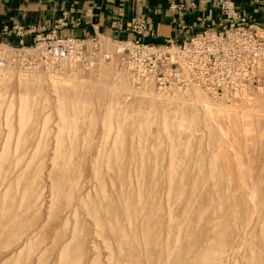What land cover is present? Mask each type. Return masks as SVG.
Listing matches in <instances>:
<instances>
[{
	"label": "rangeland",
	"instance_id": "obj_1",
	"mask_svg": "<svg viewBox=\"0 0 264 264\" xmlns=\"http://www.w3.org/2000/svg\"><path fill=\"white\" fill-rule=\"evenodd\" d=\"M18 28L3 33L19 44L0 42L12 68L0 77V264L260 263L264 74L235 98L195 88L230 109L205 115L190 92L137 83L119 54L127 40L94 36L81 39L83 59L64 61L68 70L51 66L63 82L53 87L39 33L25 45L33 31ZM29 68L40 75L19 77ZM124 69L131 89L119 85ZM143 84L167 102L143 100Z\"/></svg>",
	"mask_w": 264,
	"mask_h": 264
},
{
	"label": "built area",
	"instance_id": "obj_2",
	"mask_svg": "<svg viewBox=\"0 0 264 264\" xmlns=\"http://www.w3.org/2000/svg\"><path fill=\"white\" fill-rule=\"evenodd\" d=\"M209 1L219 9L215 21L180 42L171 38L160 44L146 42L145 38L154 37L146 21L131 20L126 31L136 38L117 43L122 63L135 81L152 82L160 90L194 86L220 99L238 97L262 83L264 28L236 10L231 0ZM190 6L195 8L194 3ZM179 29L186 33L185 26ZM21 30L18 33L23 35ZM35 37L39 59L46 64L84 58L83 40L61 38L53 31Z\"/></svg>",
	"mask_w": 264,
	"mask_h": 264
},
{
	"label": "crops",
	"instance_id": "obj_3",
	"mask_svg": "<svg viewBox=\"0 0 264 264\" xmlns=\"http://www.w3.org/2000/svg\"><path fill=\"white\" fill-rule=\"evenodd\" d=\"M231 1L254 25L264 28V0ZM179 5V9L171 8ZM218 15L217 4L209 0H0V42L19 44V38L3 33L14 25L24 33L28 29L33 31L23 37L25 45L33 43L37 33L52 31L78 40L94 36L131 40L136 35L125 29L137 17L144 19L147 29L154 34L145 38L146 42L160 44L169 38L180 42L214 22ZM199 17L205 21L198 22ZM180 25L186 27V33L179 29Z\"/></svg>",
	"mask_w": 264,
	"mask_h": 264
},
{
	"label": "bare ground",
	"instance_id": "obj_4",
	"mask_svg": "<svg viewBox=\"0 0 264 264\" xmlns=\"http://www.w3.org/2000/svg\"><path fill=\"white\" fill-rule=\"evenodd\" d=\"M89 40H83L82 41V44H85V43H87ZM92 41V43H93V40H91ZM95 46V45H94ZM5 57V52H3V51H0V77H2L3 78V76H7L8 74L6 73V71L7 72H9V71H11L10 69H12V68H9V67H7V61H5L6 59L4 58ZM104 57H106V56H104ZM64 61H80V60H78V59H74V60H62V61H60L59 63H58V65H60L62 62H64ZM9 66V65H8ZM52 65L51 64H47V69H50V71H48L49 72V74L51 75V76H49V80H50V83H51V85L53 86V87H57V85H61L63 82H61V80H59V75L57 74L58 72H55V71H57V68H52L51 67ZM54 66H57V65H54ZM68 67V66H70V64L68 63V62H64L62 65H61V67ZM64 67V68H65ZM82 67V66H81ZM81 67H79V70H78V72H76V74H74V75H72V77H70L71 78V80L73 79L74 80V78H77L78 76H81L83 73H84V71H85V68L83 69V68H81ZM84 67H86L85 65H84ZM35 69V68H34ZM52 69H55V71H53ZM69 69V67L67 68V70ZM126 70L124 69V71H121V72H119L118 73V82H119V85H121V86H124V87H127V88H129V89H131V85H130V81H129V75H128V73H127V71L125 72ZM18 72H24V73H22L21 75H19V77H21V78H25V79H27V78H29V79H33V77H36L37 75H40V73L39 72H37V70H32V69H27L26 71H22V70H18ZM56 75V76H55ZM55 76V77H54ZM7 78V77H6ZM1 79V78H0ZM8 79V78H7ZM35 79V78H34ZM37 79H39V78H37ZM49 82V81H48ZM74 82V81H73ZM77 82V81H76ZM137 83H140V81H136ZM147 82V81H146ZM35 83V82H34ZM72 85V84H71ZM149 85L150 84H147V85H144L143 84V86L141 87V90H140V93H139V95H140V97L143 99V100H147L148 101V103H150V104H155L157 101H164V102H167V100H165V99H163V98H161V97H158V98H156V96H154V95H151V93H149L150 91L148 90V88H146V87H149ZM70 86V85H69ZM73 86V85H72ZM146 86V87H145ZM74 87V86H73ZM76 87V86H75ZM261 87V85H259L257 88L259 89ZM146 88V89H145ZM196 87H194V86H192V87H190V88H188V89H185V90H180V89H178V88H170V89H165L164 91L165 92H162V93H169V92H173V91H169V90H176V91H179V92H182V93H189L190 92V94H189V97L190 98H192V102H196L198 105L200 104L201 106H202V110H203V112H204V114L205 115H207V110L209 109V111L211 112V113H216V114H218V115H220V114H222V113H224V112H226L227 110H229L230 111V109H228V108H226V109H222V108H220L219 106H210L209 104L210 103H208V102H206L205 101V99H204V97L202 96V94L200 93V92H198L199 90H196V89H198V88H196ZM135 89V88H134ZM137 90V89H136ZM135 90V91H136ZM251 90V89H250ZM138 92H139V90H138ZM134 93H136V92H134ZM205 93V92H204ZM243 94V93H242ZM182 97V96H181ZM163 103V102H162ZM184 102H182V104H183ZM185 104V103H184ZM193 105V104H192ZM189 106V105H188ZM201 108V107H200ZM127 177H129V176H127ZM101 178H103V177H101ZM102 181H103V179H102ZM100 185V184H99ZM102 186V185H101ZM3 185H2V177L0 176V217L2 216V212H3V209H2V202H3V200H2V193H3ZM67 195V194H66ZM66 197V196H65ZM100 199V198H99ZM98 199V200H99ZM96 202H98V201H96ZM96 202H95V205H96ZM71 203H72V201H71ZM71 203H69V205H71ZM99 204V203H98ZM95 205H94V207H95ZM98 206V205H97ZM96 206V207H97ZM95 207V208H96ZM94 209V208H93ZM97 209H98V207H97ZM97 209H96V211H97ZM115 209L114 208H110L109 209V211H108V213H106V217H107V221L109 222V225L111 226V225H113V223H114V220H117L116 219V215H115V211H114ZM96 211H93V213H95ZM98 214V213H97ZM187 215V214H186ZM95 217V216H94ZM93 217V219H95V220H97L96 219V217L94 218ZM87 218V217H86ZM187 218V217H186ZM132 220V215H128V221L127 222H129V226L131 227V228H133V226L131 225V223H130V221ZM185 222V221H184ZM183 225V224H182ZM126 233L127 231L125 230V229H122L121 230V232H120V234H123V233ZM85 235V234H84ZM132 238H133V240H134V242H135V238H134V236H132ZM144 241L143 243H144V246H141V248H139V249H141V251H145V250H147V245H146V242H147V240H146V238H145V236H144V238H142L139 242H136V244H139V243H141V241ZM257 253V252H256ZM264 253V248L262 249V251H261V255ZM144 258V257H143ZM259 264H264V258L262 257V259H260L259 260ZM247 264H249V260L247 261Z\"/></svg>",
	"mask_w": 264,
	"mask_h": 264
}]
</instances>
